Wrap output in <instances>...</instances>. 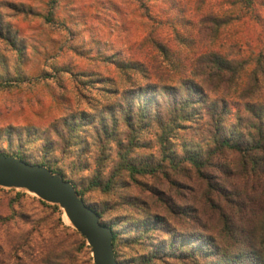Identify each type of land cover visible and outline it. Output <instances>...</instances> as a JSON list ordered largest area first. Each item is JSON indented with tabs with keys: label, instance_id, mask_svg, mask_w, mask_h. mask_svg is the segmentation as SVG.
I'll use <instances>...</instances> for the list:
<instances>
[{
	"label": "rangeland",
	"instance_id": "1",
	"mask_svg": "<svg viewBox=\"0 0 264 264\" xmlns=\"http://www.w3.org/2000/svg\"><path fill=\"white\" fill-rule=\"evenodd\" d=\"M252 2L0 0V154L43 163L71 181L113 225L121 264L216 262L204 255L206 247L213 250L206 242L211 237L227 256L245 242L264 253V178L251 192L227 149L205 162L206 176L184 158L183 144L204 153L209 146L203 116L170 134L164 151L173 162L162 151L152 104L128 148L120 116L121 104L138 99L135 90L149 86L151 92L190 76L201 53L241 60L263 45L264 0ZM250 68L225 94V129L246 115L238 95ZM103 116L111 135L100 129ZM125 152L156 171L132 174L120 167ZM208 180L214 189L207 198ZM221 187L232 200L218 193ZM220 207L231 210L229 235ZM73 230L59 206L0 186V264H93L90 247Z\"/></svg>",
	"mask_w": 264,
	"mask_h": 264
},
{
	"label": "trees",
	"instance_id": "2",
	"mask_svg": "<svg viewBox=\"0 0 264 264\" xmlns=\"http://www.w3.org/2000/svg\"><path fill=\"white\" fill-rule=\"evenodd\" d=\"M240 1H243L247 6L253 3V0ZM157 47L165 53L164 47L160 45ZM250 50V54L241 60L225 56L216 50L201 53L191 70L190 76L179 79L175 84L152 86L151 92L149 86H147L149 88L135 90L132 95H137L138 99L120 105L122 122L128 127L129 140L125 147L132 146L137 140L135 139L137 128L145 121L144 117L151 114L148 108L150 104H152V118L160 131L158 138L165 157L169 155L164 149L170 134L175 130L185 129L190 123L203 116L207 126L205 133L209 146L204 153L199 145L183 144L184 158L189 160L199 172L202 171V176H206V173L201 170L205 162L210 163V158L213 155L227 149L236 154L239 170L246 175L247 183L249 180L251 181V192L255 191L264 178V44ZM246 66L251 67L248 73V82L238 95L243 101V109L246 115L244 117L239 116L236 124L225 129L222 126L228 105L225 94H228L231 88L237 84ZM197 77L200 78L197 79ZM258 91L263 93L262 101L258 97L250 98L255 96ZM208 93L211 94V98L208 97ZM109 116L111 117V124H115L117 117L112 111L109 112ZM108 126L109 123L103 116L100 129L104 134L111 135L113 131L109 130ZM118 144L122 145V141ZM127 153H120V167L132 174L154 173L156 171V168H151L145 164H136L135 161L128 159ZM168 158L170 162L174 161L173 157ZM40 164L44 165L43 163ZM47 167L51 169V167ZM51 170L55 172L53 169ZM212 182L211 180L207 181V190L209 188L208 192L205 193L207 198V194H211L209 191L214 189ZM217 190L222 191L218 192L220 195L223 194L222 197L232 200L229 188L221 187ZM77 192L82 197V192L80 190ZM87 204L99 213L100 218L102 217L94 206ZM54 207L58 208V205L54 204ZM244 208H247L245 203L241 212ZM219 209L222 231L229 235L228 232L232 228L231 210L225 211L222 207ZM101 221L113 231V247L117 259L116 231L112 224L102 219ZM73 233L78 236L82 245L89 247L79 232L73 230ZM213 240L212 237L206 240V242H211L213 250L208 251V247H206L204 255L205 257L208 255L215 256L216 262L207 258L206 264H264V253L257 249L253 242L248 244L245 242V247L227 256L225 251ZM171 245L172 243L169 244V246ZM119 264L121 263L119 262Z\"/></svg>",
	"mask_w": 264,
	"mask_h": 264
},
{
	"label": "water",
	"instance_id": "3",
	"mask_svg": "<svg viewBox=\"0 0 264 264\" xmlns=\"http://www.w3.org/2000/svg\"><path fill=\"white\" fill-rule=\"evenodd\" d=\"M0 186L23 188L58 205L90 247L93 264H119L113 231L99 213L78 194L74 184L47 166L0 154Z\"/></svg>",
	"mask_w": 264,
	"mask_h": 264
},
{
	"label": "bare ground",
	"instance_id": "4",
	"mask_svg": "<svg viewBox=\"0 0 264 264\" xmlns=\"http://www.w3.org/2000/svg\"><path fill=\"white\" fill-rule=\"evenodd\" d=\"M63 218H64V220L68 223L69 222V220H68V218L66 217V214L63 212Z\"/></svg>",
	"mask_w": 264,
	"mask_h": 264
}]
</instances>
